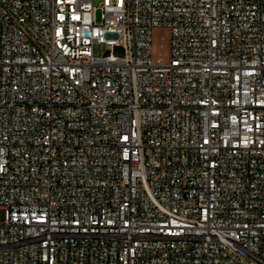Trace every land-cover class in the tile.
<instances>
[{
	"label": "built area",
	"instance_id": "1",
	"mask_svg": "<svg viewBox=\"0 0 264 264\" xmlns=\"http://www.w3.org/2000/svg\"><path fill=\"white\" fill-rule=\"evenodd\" d=\"M0 264H264V0H0Z\"/></svg>",
	"mask_w": 264,
	"mask_h": 264
},
{
	"label": "rangeland",
	"instance_id": "2",
	"mask_svg": "<svg viewBox=\"0 0 264 264\" xmlns=\"http://www.w3.org/2000/svg\"><path fill=\"white\" fill-rule=\"evenodd\" d=\"M100 13H98V21ZM171 31L167 28H156L152 32V52L155 60L162 58L164 63L170 60L171 51ZM110 48L106 45H96L94 47V55L101 57L105 55Z\"/></svg>",
	"mask_w": 264,
	"mask_h": 264
}]
</instances>
